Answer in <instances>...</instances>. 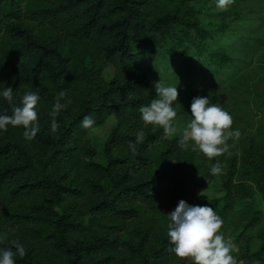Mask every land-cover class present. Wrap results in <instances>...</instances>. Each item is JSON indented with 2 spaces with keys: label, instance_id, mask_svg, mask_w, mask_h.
<instances>
[{
  "label": "trees",
  "instance_id": "1",
  "mask_svg": "<svg viewBox=\"0 0 264 264\" xmlns=\"http://www.w3.org/2000/svg\"><path fill=\"white\" fill-rule=\"evenodd\" d=\"M230 6L217 9L215 0H0V83L13 89L15 105L27 91L40 96L34 139L24 137L22 126L0 131V249L23 245L26 254L15 264H191L169 251L166 236L165 215L180 200L216 211L237 264H264V35L258 15L253 20ZM190 32L203 42L186 88L208 96L200 81L214 82L218 90L209 100L231 114V130L241 133L211 159L192 151L190 141L187 149L179 143L190 106L173 104L180 117L172 136L145 125L139 113L155 98V50L173 40L167 52L183 50L184 60L191 59L181 42ZM221 39L231 45L220 47ZM57 101L66 108L54 117L59 128L53 133ZM0 114H12L2 98ZM85 116L95 120L92 128L109 118L116 122L104 146L105 166L95 162L92 128L81 127ZM140 131L144 140L133 152L129 143ZM217 162L221 172L212 175ZM215 178L224 196L201 201Z\"/></svg>",
  "mask_w": 264,
  "mask_h": 264
},
{
  "label": "clouds",
  "instance_id": "2",
  "mask_svg": "<svg viewBox=\"0 0 264 264\" xmlns=\"http://www.w3.org/2000/svg\"><path fill=\"white\" fill-rule=\"evenodd\" d=\"M232 0H215L217 9H226ZM179 83V82H178ZM178 83L166 84L161 79L154 84L155 98L148 105L139 108L140 118L145 125L161 126L167 136L177 133L174 120L177 117L176 108L173 106L178 98ZM13 89L0 83V98L12 106V114H0V131H6L9 125L22 126L24 137L28 140L35 138L40 131L36 106L40 100L38 93L27 91L19 101V105L13 103ZM63 95V93H61ZM66 105L57 101L51 115L53 117L50 130L55 133L59 125L55 120L60 111ZM190 117L181 134L179 143L187 149L189 141L191 150L198 151L207 158H214L228 151L229 138L238 139L239 129L231 130L233 118L229 112L221 106L212 103L208 96H197L190 104ZM95 125L91 116H85L81 121V127L90 129ZM144 132L136 134L135 142L129 143L131 151L135 152L136 145L143 142ZM219 162L210 168V174H220ZM167 224V241L171 251L176 257L189 259L191 264H237L231 254L234 245L225 240L219 232L223 225L222 218L208 205H189L180 200L173 211L165 215ZM13 248L0 249V264H15V257L25 256V248L18 242H14Z\"/></svg>",
  "mask_w": 264,
  "mask_h": 264
},
{
  "label": "rangeland",
  "instance_id": "3",
  "mask_svg": "<svg viewBox=\"0 0 264 264\" xmlns=\"http://www.w3.org/2000/svg\"><path fill=\"white\" fill-rule=\"evenodd\" d=\"M230 7L235 8V11L238 15L247 14L251 16L250 18H252L253 20H256V15H258L260 21L262 20L260 24H258V28L262 31L261 34L264 35V0H249L248 2H243L241 0H232ZM249 31H251V33H254L255 28ZM198 37L199 36L195 32H190L188 34V39L185 37H181V42L189 49V51L192 54L191 59L185 56L186 60H184V58L180 55V53L183 50L176 53L167 52L168 49L176 45V42H174L173 40H169L167 41V43L163 48H157L155 50L154 58L150 62V77L153 86L155 83L159 82L160 79L166 84H177L179 82L178 83L179 95L177 101H181L187 107L190 106L193 98L198 96V93L188 91V88H186L187 86L184 83V81L187 79L186 78L188 74L187 70L191 67L190 70L194 71L192 65L196 60L198 61V57L200 56V53H198V51L201 50L203 41L198 40ZM212 39L217 40L216 37H213ZM207 40L206 42H208ZM218 42L220 43L219 45L220 47L231 45L230 42H227L223 39L219 40ZM260 55L264 56V53H261ZM104 76L106 79L111 78L112 76L111 71L110 70L106 71ZM203 78L204 80L201 79L200 83L202 84L205 83V85L208 88V91H210L209 92L210 94L208 95L209 99L215 97L216 94L214 92L218 89L214 87L215 86L214 82H212L211 80L207 81L205 79L206 77ZM153 86L152 89L154 91V95L156 96ZM177 117H180L178 113H177ZM177 124L178 122H176L175 125ZM115 127H116L115 120L113 118H109L104 125L92 128L88 133V139L92 147L97 152V157L95 158V162L101 166H105L106 164L104 157V146L106 140L109 134L115 129ZM223 196L224 193L221 190V183L218 178H215L213 183H211L207 188L203 189L200 192L201 201L218 199ZM256 201L258 207L261 209L262 205L260 199L256 198ZM233 252H235L234 248L231 254Z\"/></svg>",
  "mask_w": 264,
  "mask_h": 264
}]
</instances>
